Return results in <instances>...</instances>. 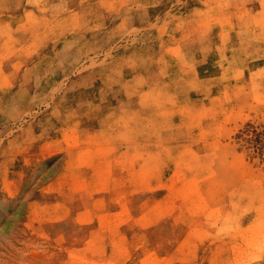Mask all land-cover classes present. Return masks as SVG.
I'll list each match as a JSON object with an SVG mask.
<instances>
[{
  "label": "rangeland",
  "instance_id": "rangeland-1",
  "mask_svg": "<svg viewBox=\"0 0 264 264\" xmlns=\"http://www.w3.org/2000/svg\"><path fill=\"white\" fill-rule=\"evenodd\" d=\"M0 264H264V0H0Z\"/></svg>",
  "mask_w": 264,
  "mask_h": 264
}]
</instances>
